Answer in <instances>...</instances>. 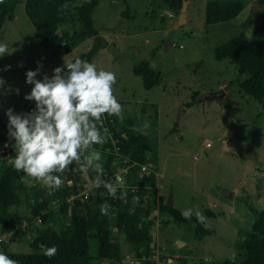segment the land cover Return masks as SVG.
<instances>
[{
    "label": "rangeland",
    "instance_id": "rangeland-1",
    "mask_svg": "<svg viewBox=\"0 0 264 264\" xmlns=\"http://www.w3.org/2000/svg\"><path fill=\"white\" fill-rule=\"evenodd\" d=\"M84 1L86 0H78L77 4H81ZM189 1L187 22L179 28L169 22L171 18H174L175 21L178 20L179 14L174 17L171 7L164 0H100L94 14L95 26L105 41H107L105 33L108 32L112 34L122 32L126 34H142L150 32V40H153L156 44V49L151 51V55H155L154 58L152 56L153 60L150 58L147 60H152V64L163 73V78L165 77L166 81L169 79L172 84L179 86V81L175 79L180 78L182 84L187 85V88L182 89V91L186 90L188 93L185 95L187 100L177 106V109L174 108L176 126L180 124L181 117L187 114L185 112L188 108L204 109L209 106V100L214 102L212 103L214 104L213 107L216 103L219 105L218 108H214V111H210L211 115H215L214 112L217 110H220V114L221 112H227L229 100L231 104L235 102L234 105H236L238 103L236 95L238 90L236 88L240 86V83L248 75L241 74L237 64L230 59L226 58L222 61H217L215 50L242 32L251 37L253 29L264 17V0H243L245 7L237 17L230 21L207 25L206 10L209 0ZM15 17L13 20H6L0 33V42L7 44L8 51H12L0 57V77L5 80V85L0 88V116L4 118H6L4 116L5 109L13 107L12 104L16 100L15 98L11 102L7 101V91L10 86L8 83L14 80L16 82L15 86H18L20 91L30 90L31 86L25 84V71L35 69L37 61H40L43 65L41 72L47 73L49 60H55L68 47L67 42H64L66 49L64 47H56L57 52L60 53L58 56H55V49L44 47L34 24L25 11L23 3L17 5ZM167 38L172 39V46L166 50L164 44ZM91 39L94 44V38ZM145 40V35L138 37L140 48L146 46ZM161 41H163V44L159 45ZM107 42L109 43V41ZM158 45L159 47L157 48ZM106 48L114 56L121 59L133 56L131 46L124 50H119L111 42L109 47ZM133 58L135 62L141 59L138 55ZM202 60L205 63L204 76L210 80L209 84H215L207 74V68L213 67L221 75L228 77L226 87L212 92L201 89L203 87L196 81L194 70ZM8 65L11 67L6 69L5 66ZM38 78H40L39 75ZM121 78L124 89H127V94L135 92L138 99L142 102L148 99L164 100L168 107H173L172 99L163 96L165 94L163 85H156L154 89L148 91L144 87L142 78L135 76L132 72L122 75ZM198 80L206 89L208 88L206 82L209 80L199 78ZM117 85L116 81L115 90H117ZM192 88L198 89L201 99L190 107H186V103L192 100V95L196 90ZM240 92L242 93L243 91L240 89ZM216 93L223 95V98L224 94L228 93L230 97H227L226 100H223L222 97L209 98L211 94ZM140 104H138L139 108L141 107ZM133 105L136 104L133 103ZM138 110L136 109L137 114L140 112ZM240 112L247 117L249 109L240 108ZM263 114L264 111L261 112L259 103L258 108L252 112L246 128L244 127L245 131L238 137L237 142L231 149L224 151L223 157L214 171L212 189L208 197L196 194L190 190H187V192L182 190L185 192L182 195L179 189L180 185L177 184L179 181L175 177H173L175 181L165 182L167 190H170V187L174 188L175 206L181 210L180 212L185 209H192L193 213L200 211L205 217L203 222L206 227L213 230L214 233L198 237L195 226L178 223L170 212H165L162 214L165 223L158 225L153 230L154 241L159 246L158 248L152 249L148 246L141 252H135L134 248L126 244L127 242H123V234L120 237L117 235L113 237L115 242L119 241L122 244L123 249V252H121L122 261L115 264H146L154 259H157L154 264H169L167 258L173 255L174 262L171 264H223L227 260L239 262L240 252L238 246L249 240L250 231L257 219L255 212L264 209ZM131 115L134 114L132 113ZM136 122L141 125L143 130H147L150 123L148 120L141 118L135 121L137 126ZM183 123L188 130L185 138L186 143L183 148L189 153V156L204 150L202 146L207 141L212 143L210 149H217L218 142H220L218 140L219 129L224 127L217 119L213 118L211 121L203 122L202 115L191 112L184 117ZM155 129L157 130L154 132L155 139L146 136L153 141V149L159 156L158 140H156L159 138V127L156 123L153 124L150 131ZM217 131L219 132L218 136ZM170 133L168 132V134ZM180 137H182V134ZM4 145L5 143L0 145V155L6 154V163H11V160L15 158L12 154V148ZM7 151L11 154L8 155ZM125 158L128 159L127 156ZM114 173L125 177V174L128 173V168L124 170L122 167H116ZM23 184L24 188L20 191L21 202L18 211L20 207L29 210L28 208L30 207L27 206L29 203L27 200L31 196L28 197L27 192L34 186L35 180L25 176ZM220 186H224L227 190L235 191L236 197L224 196ZM84 192L80 195L83 200H86ZM25 196L28 198L26 199ZM170 198H173L171 193L168 194V202ZM73 199L69 202L71 203ZM58 206L59 204H56V207ZM192 216L197 218L194 214ZM25 220L34 222L32 221L33 219L29 220L27 215H24L22 220L18 221L23 222ZM62 220L66 223L69 222L68 217ZM114 231L118 230L114 229ZM1 232H3V226L0 225ZM33 233L29 230L27 238H13L12 234H10L6 239H3L4 234H2L0 250L8 248L13 253L38 252L30 246V238ZM180 243L186 244L183 246ZM133 253L135 254L131 258L126 257V254ZM154 255H156L155 258ZM96 260L95 264H112L110 259L97 258Z\"/></svg>",
    "mask_w": 264,
    "mask_h": 264
},
{
    "label": "trees",
    "instance_id": "trees-1",
    "mask_svg": "<svg viewBox=\"0 0 264 264\" xmlns=\"http://www.w3.org/2000/svg\"><path fill=\"white\" fill-rule=\"evenodd\" d=\"M164 1L178 14L181 12L184 0ZM77 2L78 0H0V33L6 20L15 18L17 5L23 3L44 47L67 42V49H72L86 38H94L92 49L79 56L93 62L101 48L109 47V43L103 39L95 26L94 14L99 0H86L81 4ZM244 7L243 0H209L206 24L230 21L237 17ZM58 30L60 33L56 34ZM215 58L217 61L230 59L237 64L241 74L248 75L240 86L244 92L259 101L263 112L264 17L253 29L251 37L242 32L218 47L215 50ZM134 70L142 76L147 90L161 81L162 74L147 63L137 64ZM200 99L199 92L194 91L192 100L185 106L190 107ZM5 123L3 117H0V145L8 140ZM103 127L109 130L110 139L102 146H92L106 154L102 162L104 174L101 178L114 182V169L127 167L126 187L123 189L127 195L122 196L119 189L115 198L110 197L103 186L92 190L94 194H90L89 190L83 187L84 177H81L80 186L76 184L77 181L70 186L65 183L60 189L52 192L35 181L27 196L34 198L31 213L34 216L41 215L42 225L36 230L28 227L24 231L19 228L18 220H22L26 215L18 211L25 175L22 172L17 173L10 167V163H6V154L0 155V225L3 226L1 234L8 233L12 234L13 238H21L27 236V232L31 230L34 233L30 238V246L38 251L13 253L8 248L3 249L19 264H95L97 258L110 259L112 264L121 262V246L114 241V229L122 232L125 241L137 249V252L151 245L150 235L154 224L151 209L156 208L159 203L157 189L152 186L158 165V154L153 149V141L128 119L105 114ZM176 129L177 126L174 130ZM149 151L151 154L146 157ZM12 152L15 157L13 149ZM143 165L151 168L148 173L142 171ZM66 170L65 174L68 176L72 171L71 167ZM85 190H88L89 196L83 200L80 194ZM71 195H75V198L70 203L68 199ZM133 197L138 199L134 200ZM105 200L110 208L107 215H101L100 206ZM56 204H59V210H56ZM165 207L173 210L176 222L195 226L198 237L214 233L197 218L191 216L185 219L181 212L171 205L165 204ZM255 214L257 219L250 231L249 240L238 246L239 262L227 260L223 264H264V209L256 211ZM61 215L68 217L69 222H64ZM27 218L32 219L28 214ZM41 243L47 246L56 245V254L51 258L45 257L39 248ZM146 264L154 263L148 261Z\"/></svg>",
    "mask_w": 264,
    "mask_h": 264
},
{
    "label": "clouds",
    "instance_id": "clouds-1",
    "mask_svg": "<svg viewBox=\"0 0 264 264\" xmlns=\"http://www.w3.org/2000/svg\"><path fill=\"white\" fill-rule=\"evenodd\" d=\"M11 52L7 44L0 42V57ZM62 59L63 63L55 66L51 75L41 72L40 61L35 69L25 71V84L31 87L23 99L32 101L33 107L25 112L15 111L12 107L4 111L8 137L4 146L10 145L15 152L10 167L46 186L49 192L60 189L65 183L71 185L72 180L61 175L71 167L72 171L85 177L83 187L90 194L103 186L110 197L117 196L118 188L120 194L126 196L124 176L115 175L114 182L101 178L104 174L102 164L98 163L101 149L92 147L102 146L110 139L109 130L103 127L105 114L120 117L122 113V105L114 94L116 74L79 56ZM10 67L5 66L6 69ZM4 85L5 80L0 77V88ZM9 90L17 95L20 93L18 87L9 86ZM90 171L96 175L87 178ZM109 208L105 200L100 206L101 215H107ZM193 214L198 221H204L200 211L193 213L192 209H185L181 212L185 219ZM39 248L48 258L57 252L56 245L41 243ZM0 264L19 262L0 250Z\"/></svg>",
    "mask_w": 264,
    "mask_h": 264
},
{
    "label": "crops",
    "instance_id": "crops-1",
    "mask_svg": "<svg viewBox=\"0 0 264 264\" xmlns=\"http://www.w3.org/2000/svg\"><path fill=\"white\" fill-rule=\"evenodd\" d=\"M189 2L190 1H188V3ZM99 3H100V0H99ZM172 12L174 13V17L178 15V13L175 12L173 9H172ZM173 21H175V19L171 18L169 22L172 24ZM149 34L150 32H145L142 34H138V33L126 34L125 32H122L119 34H112L109 32L105 33L106 40L109 41V43L112 42L113 44H115V46L118 47L119 50H124L126 48H129V46H131L133 56L125 57V59H121V58L114 56L107 48L103 47L98 51L97 55L93 59V62L96 63L98 68L110 70V71L115 72L116 74V77H117L116 81L118 83L117 85L118 91L114 89V94L117 96L119 102L122 105V113L120 116L121 119H128L132 121L134 124L136 120H139V118L148 120L150 123L148 125L149 127L147 128V130H143L141 128V125L137 122H136L137 123L136 127L138 128L140 132L144 133L145 135H147L148 137L152 139L156 138L154 137V132L157 131L156 129L154 131H150L151 128L153 127V124L156 123L158 124V127H159V133H158L159 138L156 139L158 140L157 145L159 148V151H158L159 152V156H158L159 164L156 166L157 171L155 172L156 173L155 181L152 185L155 189H157L158 199H159L158 206H156V208L151 209V217L154 219V224L152 226L151 235H150V239L152 241L150 247L153 249V248L159 247L154 241L153 230L158 225H163L165 223L164 217L162 216V214L165 212H170L175 217V213L173 212V210L166 208L165 204H169L177 211H181L178 207L175 206L174 188L170 187V190H167V185L165 182L175 181L173 179V177H175L179 181L177 184L180 185L179 189L181 190L182 195L183 193H185L184 191L187 192V190H190L196 194H200V195L208 197L212 189V184L214 180L213 178L214 171L216 170L220 160L222 159L224 151L231 149L232 146H234V144L239 139L238 137H240V135H242V132L245 131L244 127L246 128L247 122L250 119L252 112L258 108L259 102L256 98L244 92L241 86H239L240 88L239 87L236 88V90H238L236 91V95L238 97L237 98L238 103L234 105L235 102L234 104H231L229 100V106L227 107V112H223V113L221 112L220 114V110H217L214 112L215 115H211L210 111H214V108L216 109L219 107L217 103L213 107L214 104L212 103L214 102H211L212 100H209L210 102L207 101L209 106H207L204 109H199L196 107L188 108L185 113L190 114L191 112H193L194 114H200L202 115L203 122H208V121H211L213 118H215L219 121L220 124L224 126L223 129H219L220 134H219L218 140L220 142H218L217 149H210L212 145L211 141H207L206 144L202 142L203 143L202 147H204V150H201V152H195L193 155L189 156V153L183 148V145H185L186 143L185 138L188 133L186 125L183 123V120L187 114L181 117V121H180V124L177 126V130H174L176 126L174 122L175 121V109H177V106H179L182 102L187 100L185 99V95L188 93L186 92V90L182 91L183 88L184 89L187 88V85H183L180 78L175 79L179 81L180 83L179 86L172 84L169 81V79L166 81L165 77L163 78V73L152 64V60L155 57V55L154 56L151 55V51L156 49V44L153 42V40H150L151 37ZM140 35L146 36V40H145L146 46L142 48H140L139 43H138L139 42L138 37ZM160 44H163V41H161L159 45ZM159 45L157 46V48L159 47ZM170 46H172V42ZM56 47L65 48L66 46H65V43H62L60 45H51L49 47V48L55 49L56 51L55 56H58L60 53L57 52L58 50L56 49ZM92 47H93L92 39L86 38L83 42H81L74 48L67 49L64 53H61L62 55H60L59 57H56L55 60H49L48 62L49 67L47 69L46 74L51 75V70L55 66L61 65L63 63V59H62L63 57L66 60H68V59L74 58L75 56H81L89 52L92 49ZM136 55H138L141 58L140 61L138 62H135L133 58ZM148 58L152 60H147ZM140 63H147L150 67L159 71L162 74L161 81L158 85L161 84L164 86L165 94L163 96H167L172 99L173 107H168L164 100H159V99L149 100L148 99L145 102H142L140 101V99H138L135 92H132L130 94L126 93L127 89L126 90L124 89L121 76L132 72L135 76H139L142 78V76L137 74L134 70L135 66ZM204 69H205V63L202 60L198 63V66L194 70L195 78L197 79L196 81L203 87L201 88L202 90H208L207 92H212V91H217L220 88H224L227 86L228 77H226L225 75H221L213 67L207 68V71H208L207 74H208V77H211V79L215 82V84H209L210 80L204 76V72H203ZM119 71L120 73L118 74ZM198 78L209 80L206 82V85L208 86L207 89L203 86L202 83L199 82ZM15 83L16 82L12 80L8 84H10L12 88H17L18 86H15ZM154 87L152 89H154ZM152 89H149L148 91ZM192 89H196V88H192ZM240 89L243 91L242 93L240 92ZM28 91L29 90L20 91L19 95H17L14 91H10V90L7 91V95H8L6 97L8 99L7 101L11 102L15 100L16 98L15 102L12 104L13 105L12 108L15 111L23 112L24 109H26L27 111L30 108V106L33 105L32 101H26L23 99L24 94ZM195 91H198V89H196ZM190 93L192 95V91ZM163 96L161 97L163 98ZM227 97L228 98L230 97L228 93L224 94V98L222 96L223 100H226ZM31 102L32 104L30 105ZM133 103H135L136 105H133ZM138 104L141 105L140 108L138 107ZM240 108L249 109L247 117L243 116L244 113L240 112ZM136 109L137 110L139 109L138 110V112L140 111L139 114H137ZM132 113L134 115H131ZM263 118H264V114H263ZM3 119L6 122V118L3 117ZM223 131L225 132V134ZM168 132H171V133L168 134ZM219 132L217 131V136ZM230 132L232 133V135H229ZM181 134H182V137H180ZM150 154H151L150 151L147 152L146 157H149ZM105 158H106V154L103 151H101V160L98 163L102 164ZM122 168L124 170L127 169L124 166H122ZM150 169L151 168L149 167V170ZM65 173L67 174L66 169L64 173L61 175L67 176ZM75 173L76 174L78 173V174L76 175ZM75 173H74V177H73L71 185H73L75 181H77L76 184L80 186V183L82 182V179H81L82 176L80 175L78 171H76ZM95 175L96 173L94 171H90L89 173L90 178L94 177ZM220 188L222 190V194H224L223 190L225 189V187L220 186ZM85 192H88V190H85ZM169 193H171L173 197V198H170L169 200V201H172V203L168 202ZM25 197L26 199L28 198L27 196ZM232 197L233 198L236 197L235 191H232ZM72 198H75V195H71L68 201H70ZM27 201L29 202L27 204V206L30 207L28 208L29 210H26L25 208L22 209L23 207H20L19 211L21 214H26V215L28 214L30 217H32L33 219L32 221H35L39 217V214L37 216H34L31 213V204L34 202V198L32 197L30 199L28 198ZM56 210H59V208L56 207ZM61 217L62 219H64L63 218L64 216L61 215ZM28 222H31V221H26V220L23 222L18 221L19 228L24 230L22 225ZM121 234L123 233L122 232L120 233V231L115 232L113 230V237L115 235L120 237ZM8 235H9L8 233H4V236H5L4 239H6ZM25 238H27V236H25ZM123 242H126L125 236H124ZM117 243H119V241ZM119 244L121 246V252H123L122 244L121 243ZM126 244L130 245L129 243H126ZM185 244H182V245L184 246ZM145 247H148V246H145ZM145 247L139 249V252H141ZM135 252H137V249H135ZM134 254L135 253L126 254V257L131 258V256H133ZM155 256L156 255H154V258ZM177 256H180V255H177ZM173 258H174V255L172 257L171 256L168 257L167 258L168 263L169 261L173 263L174 262ZM152 262L153 263L157 262V259L152 260Z\"/></svg>",
    "mask_w": 264,
    "mask_h": 264
},
{
    "label": "water",
    "instance_id": "water-1",
    "mask_svg": "<svg viewBox=\"0 0 264 264\" xmlns=\"http://www.w3.org/2000/svg\"><path fill=\"white\" fill-rule=\"evenodd\" d=\"M188 1L189 0H184V2H183V6H182V10H181V12L179 13V18H178V20H176V21H173L172 22V24L175 26V27H177V28H179V27H181L182 25H184L186 22H187V9H188ZM60 33V31L58 30L57 32H56V34H59ZM171 42H172V39H170V38H167L166 39V41H165V49L167 50V49H169L170 48V45H171ZM223 95H220V94H211L210 96H209V98H215V97H222ZM32 104V102L30 103V105ZM26 111V109H24L23 110V112H25ZM229 135H232V133L230 132L229 133ZM76 171H70L69 173H68V178L69 179H71V180H73V177H74V173H75ZM85 178V177H84ZM87 178H90V176H89V174H88V177ZM223 193H224V195H226V196H228V197H232V191H229V190H226V189H224L223 190ZM170 203H172V201H169Z\"/></svg>",
    "mask_w": 264,
    "mask_h": 264
},
{
    "label": "built area",
    "instance_id": "built-area-1",
    "mask_svg": "<svg viewBox=\"0 0 264 264\" xmlns=\"http://www.w3.org/2000/svg\"><path fill=\"white\" fill-rule=\"evenodd\" d=\"M33 107L30 106V108ZM2 152H4V150H2ZM8 155H10L11 153L10 152H7ZM142 171L144 172H149V168L148 166L146 165H143L142 166ZM126 187V185L123 186V189ZM119 190V189H118ZM85 193V197L88 198L89 196V192H84ZM42 225V219H41V215H39V217L34 221V222H28V223H25L24 225H22L23 229L26 230L28 227H30L32 230H36L37 227H41ZM2 234L0 233V239L1 238ZM5 237V236H4ZM4 239V238H3Z\"/></svg>",
    "mask_w": 264,
    "mask_h": 264
}]
</instances>
